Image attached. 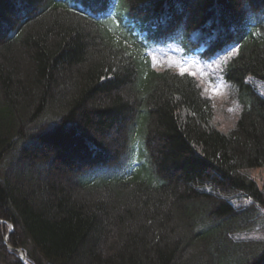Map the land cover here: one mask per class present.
<instances>
[{
    "label": "trees",
    "instance_id": "1",
    "mask_svg": "<svg viewBox=\"0 0 264 264\" xmlns=\"http://www.w3.org/2000/svg\"><path fill=\"white\" fill-rule=\"evenodd\" d=\"M169 35L208 58L237 47L231 130L195 77L154 68ZM256 81L264 0H0V264H24L14 248L31 264H264V184L246 172L264 168Z\"/></svg>",
    "mask_w": 264,
    "mask_h": 264
},
{
    "label": "rangeland",
    "instance_id": "2",
    "mask_svg": "<svg viewBox=\"0 0 264 264\" xmlns=\"http://www.w3.org/2000/svg\"><path fill=\"white\" fill-rule=\"evenodd\" d=\"M193 42L196 46L193 52H187L185 47L176 40L156 44L150 52L153 66L158 70L171 69L172 71L183 74L187 73L194 76L198 80L204 94L211 99L214 111V125L223 131H229L235 126L241 112V106L234 91L224 77L227 59L231 54L235 53L236 50L235 48H230L226 55L224 54L220 57L209 59L203 55L205 49H200L203 44H199L197 39H194ZM21 53L22 52L19 51L14 53V60H16L14 62L15 64H13L16 67L15 74L17 78L21 79L25 87L33 89V82L30 78L33 63L27 54L22 55ZM255 85L259 93L264 96V82H255ZM16 89H19V87H16ZM83 129L85 131L87 130L86 133H88L89 136L98 138L96 135L97 130L85 126ZM124 133V131H120L117 127L113 128L109 133L106 132L107 138L105 140V146L108 147V157L111 155L110 157L112 158L116 155L117 152L115 151L119 148L120 144H115L114 140L118 138L120 143ZM96 153L95 155H99L98 153H102V150H98ZM90 156L93 157L92 155ZM84 159L83 157L80 161L76 160L73 162L78 165L79 162L84 163ZM57 172L56 169L53 170L54 179L58 176ZM246 172L260 185L264 184V168L248 169ZM57 179L63 180L60 178ZM6 223L9 232V230L13 228V225L8 222ZM258 234L262 233L258 232ZM6 237L7 235L5 236V240ZM23 252L25 251L23 250ZM17 254L21 259L20 254ZM27 263L31 264L29 261Z\"/></svg>",
    "mask_w": 264,
    "mask_h": 264
},
{
    "label": "snow or ice",
    "instance_id": "3",
    "mask_svg": "<svg viewBox=\"0 0 264 264\" xmlns=\"http://www.w3.org/2000/svg\"><path fill=\"white\" fill-rule=\"evenodd\" d=\"M89 2V0H84V3L87 4Z\"/></svg>",
    "mask_w": 264,
    "mask_h": 264
},
{
    "label": "water",
    "instance_id": "4",
    "mask_svg": "<svg viewBox=\"0 0 264 264\" xmlns=\"http://www.w3.org/2000/svg\"><path fill=\"white\" fill-rule=\"evenodd\" d=\"M16 251H18V252H20V250L19 249H15Z\"/></svg>",
    "mask_w": 264,
    "mask_h": 264
}]
</instances>
